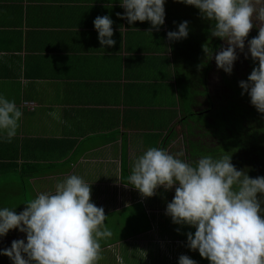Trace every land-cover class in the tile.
I'll return each instance as SVG.
<instances>
[{
    "label": "crops",
    "instance_id": "crops-1",
    "mask_svg": "<svg viewBox=\"0 0 264 264\" xmlns=\"http://www.w3.org/2000/svg\"><path fill=\"white\" fill-rule=\"evenodd\" d=\"M117 13L125 15L120 0H0V95L23 113L11 143L0 138V208L20 213L26 200L54 193L71 174L81 176L113 233L101 241L109 262L99 264H117L122 245L140 246L150 232L159 236L153 226L133 236L151 225L150 212L157 225L163 216L158 202L151 201L150 209L142 203L148 198L127 177L149 147L183 152L179 158L187 161L189 141L182 132L192 122H183V82L207 91L205 97L195 93L193 111L205 109L207 94L213 99V58L208 71L206 61L201 74L193 73L196 56L183 54L181 40L168 39L178 29L166 15L159 31L147 33L150 22L130 24ZM105 15L114 22V47L102 46L94 27L96 17ZM184 107L189 114L192 109ZM132 208L138 213L119 237L126 226L119 217ZM20 239L26 242V233L9 231L0 237L1 250ZM0 264L13 261L1 254Z\"/></svg>",
    "mask_w": 264,
    "mask_h": 264
},
{
    "label": "clouds",
    "instance_id": "clouds-1",
    "mask_svg": "<svg viewBox=\"0 0 264 264\" xmlns=\"http://www.w3.org/2000/svg\"><path fill=\"white\" fill-rule=\"evenodd\" d=\"M200 10L202 18L212 23V37L225 41L213 54L218 69L231 75L237 49L245 50V41L254 27L258 35L248 41L251 59L258 62L247 81H240L242 95L247 93L251 104L264 114V0H173ZM166 0H120L130 24L150 22L159 31L165 24ZM259 22V23H257ZM102 46L114 47L113 20L98 16L94 20ZM189 24L184 21L178 31H169V40L186 39ZM123 28H121L122 32ZM247 58V54L245 56ZM56 118L57 114L49 113ZM23 113L14 100L0 95V138L6 142L16 137ZM167 149L149 147L133 160L128 185L144 198H152L159 188L175 189L167 204L166 214L177 225L195 228L187 233L188 247L199 251L210 264H264V176L251 178L238 170L232 155L218 158L202 155L188 162ZM91 185L81 176L71 174L55 185V192H41L26 200L20 213L15 208H0V237L18 229L26 233L14 240L10 248L0 250L13 264H99L103 259L101 241L113 236L107 226L108 217L102 207L91 202ZM179 231V229H178ZM26 257V258H25ZM179 264H197L187 255Z\"/></svg>",
    "mask_w": 264,
    "mask_h": 264
},
{
    "label": "trees",
    "instance_id": "trees-1",
    "mask_svg": "<svg viewBox=\"0 0 264 264\" xmlns=\"http://www.w3.org/2000/svg\"><path fill=\"white\" fill-rule=\"evenodd\" d=\"M165 10L171 25L175 24L173 26L176 27L175 29H178V25L184 21L189 24V35L181 42L183 54L186 51V55L187 52L189 55L191 54L190 58L196 56L195 64L197 67L191 60V66L196 67L193 73L201 74L202 69L205 70L206 61V71H208L209 63L212 61V52L215 55L222 47L223 42L220 38L211 36L209 30L213 26L212 23L202 18L200 10L195 6L166 0ZM206 43L209 47L211 45L210 49L212 50L208 57L203 51V45ZM197 50L198 53H196ZM201 57L206 58V60L203 62L200 60ZM256 66H258V62H254L250 55L246 60V69L242 76H237L233 72L231 75L224 72L222 75L226 78L223 79L222 77V81L227 85L228 93L221 94V98L219 96L215 100L207 94L208 107L200 111H193L197 102L196 94L205 97L207 91L199 93L194 84L187 81L183 82L185 93L182 94V113L183 117L187 119L184 120L183 118V122L185 127H188L189 121L192 122L187 130L188 133L184 136L189 141L187 161H197L204 155L203 150L206 152L211 150V155L218 158V148L221 147L225 149V153L232 155V163L238 170L246 171L251 178L264 176V114L259 113L251 104V98L247 93L242 95L243 89L239 86L240 81H247L248 76ZM184 104H188V108L192 109L189 114ZM261 199L264 201V197ZM150 229L151 225L143 230L138 229L134 231L133 236H138L142 231L145 232ZM191 229L194 234L195 228L192 227ZM187 256L195 260L197 264H210L209 260L200 256L198 250L192 251L190 249V254ZM166 264H179V258Z\"/></svg>",
    "mask_w": 264,
    "mask_h": 264
},
{
    "label": "rangeland",
    "instance_id": "rangeland-1",
    "mask_svg": "<svg viewBox=\"0 0 264 264\" xmlns=\"http://www.w3.org/2000/svg\"><path fill=\"white\" fill-rule=\"evenodd\" d=\"M259 23V22H257ZM256 34H258V28L254 27L253 30L250 32L248 38L245 41V50L244 52H241L239 49H237V56L238 59L234 63L233 67V73L237 76L244 73L246 69V60L250 56V52L248 51V41L251 40ZM211 47V45H210ZM222 47H227V44L225 41L222 42ZM247 54V58H245ZM193 60L195 59L192 58ZM213 67H212V75H211V84H210V91L214 98L216 97L221 98V94H227L228 93V87L225 84V82L222 81L226 78L224 75V71L222 69H218L215 58H213ZM205 108L208 107L206 104L204 106ZM201 108V107H200ZM184 137V132H182ZM185 139V137H184ZM183 139V140H184ZM183 142V141H182ZM211 143V142H210ZM211 151V150H210ZM209 152H206L203 150L204 155L211 154ZM225 149L224 148H218V156L224 154ZM175 195V189L172 190H165L164 188H159L157 190V194L152 197L148 198L147 200H142V203L146 205L147 208H152L153 205L151 201L156 204L158 202L160 211H159V217H162V221L160 224L157 225L156 220L152 219V214L149 213V221L151 226L158 232L159 236L155 234V232H150L148 235L145 236L144 239L137 244V245H143L142 248L140 246H134L130 247L128 244H124L121 246V249L123 253H118V256L116 257L117 264H166L171 261H175L178 259L181 255H189L190 249L188 247V241H187V233L192 232V227L188 225H177L172 222V219L170 216L166 214L167 210V204L172 201L173 197ZM163 211V212H162ZM134 213H138V210L136 208H132L131 210H128L125 215L119 217V221H123L126 226H121L119 229V237L122 236L123 230L125 228V232L129 229V224L131 222L132 215L134 216ZM157 216V213L156 215ZM143 225L146 226L147 222L144 218V216H141ZM128 226V227H127ZM114 228V227H113ZM179 229V231H178ZM126 235V234H125ZM0 250H1V242H0ZM103 259L101 262L106 263L109 262V260L106 257V252H103ZM0 262H1V254H0Z\"/></svg>",
    "mask_w": 264,
    "mask_h": 264
}]
</instances>
